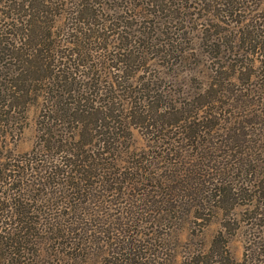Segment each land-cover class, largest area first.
I'll use <instances>...</instances> for the list:
<instances>
[{
  "label": "trees",
  "instance_id": "trees-1",
  "mask_svg": "<svg viewBox=\"0 0 264 264\" xmlns=\"http://www.w3.org/2000/svg\"><path fill=\"white\" fill-rule=\"evenodd\" d=\"M3 1L6 15L0 28V45H4L0 47V108L5 105L2 99L11 102L21 94H29L32 83H45L52 96L36 122L40 143L27 153L0 156V264H101L90 256L96 243L102 246V264H149L144 247L152 249L155 205H166L167 213L172 215L188 197L203 209H222L242 192L258 196L264 204L263 60L256 67L263 80L257 86L259 103L245 124L236 121L237 126L228 128L227 133L224 127H217L221 118L214 111H198L168 122L180 113L178 106L171 105L162 112L155 109L152 122H146L149 116L143 119L142 128L148 130L147 135H152L156 127L168 125L172 131L179 128L189 147L200 149L188 160L176 152L166 166V175L159 174L155 179L152 160L120 166L122 158L115 147L119 143L117 135L130 123L124 121L119 108L110 107L109 102L97 106L87 103L97 91L64 90L60 85L61 76L68 78L62 72L70 73V66L58 62L54 24L49 25L60 0ZM245 1L217 0L216 7L223 8L226 16H233ZM69 3L73 8L68 19L73 24L67 33L78 38L69 42L79 46L83 27L92 24L86 20L96 18L86 14L87 9L100 2ZM146 5L152 7V2ZM148 21L143 19L145 25ZM140 38V48H150L152 41L146 32ZM125 39L123 30L119 31L114 46L107 44L96 58L98 62L92 60V66L99 69V65L103 68L106 61H112L110 68L123 71L129 64L133 42L137 41L125 43ZM240 42L243 46L250 44L245 36ZM263 45L264 42L256 43L254 50ZM259 56L264 58V52ZM27 85L28 89H24ZM110 87L114 88V82ZM229 99L247 102L237 90ZM17 106L20 104H10L9 112ZM213 113L219 116L210 123ZM59 120L73 123L64 132L66 136L73 135L70 145H63V138H58L63 135L58 129ZM4 124L0 121V127ZM221 128L224 134L218 138L221 134L216 133L220 144L216 146L212 133ZM249 128L253 131H245ZM211 147L225 151L209 153ZM172 154L170 150L169 155ZM154 191L156 194L152 195ZM258 215L264 219V207Z\"/></svg>",
  "mask_w": 264,
  "mask_h": 264
},
{
  "label": "rangeland",
  "instance_id": "rangeland-1",
  "mask_svg": "<svg viewBox=\"0 0 264 264\" xmlns=\"http://www.w3.org/2000/svg\"><path fill=\"white\" fill-rule=\"evenodd\" d=\"M69 1L60 0L49 21V25L54 24L57 60L70 66V73L62 72L68 78L61 76L59 83L64 90L97 91L87 103L97 106L109 102L110 107L121 110L124 121L130 123L120 130L119 143L115 144L122 158L121 167L152 160V178L156 179L159 174L166 175V166L176 152L184 160L200 152L199 147L188 146L179 128L172 131L168 125L160 126L147 135L142 122L147 116L146 122H152L155 109L162 112L171 105L178 106L180 113L168 122L193 116L198 111L219 112L220 116L212 114L210 123L219 116L217 127H224L227 133L228 128L237 126L236 121L245 124L258 105L257 86L263 80L258 77L261 70L256 67L260 60L264 63L259 56L264 45L256 50L254 46L264 42V0H246L233 16H226L223 8L216 7L217 0H99V4L87 9L86 14L96 18L86 20L92 24L83 27L79 46L69 42L78 40L67 33L73 24L68 19L73 8ZM148 1L152 7H146ZM4 10V1L0 0V28L6 15ZM144 18L149 19L146 25ZM247 23L253 26H246ZM122 30L127 38L123 40L125 43L137 40L128 53L129 64L123 71L110 68L112 61H106L103 68L93 67L92 60L98 62L100 52L107 44L114 46L117 33ZM144 32L152 41L150 48H140L139 39ZM244 36L250 40L246 46L240 42ZM111 81L114 88L110 87ZM45 86L32 83L29 94H21L11 102L2 99L5 105L0 108V121L5 124L0 127V156L27 153L40 143L36 122L52 96ZM234 90L247 102L230 101ZM12 103L20 107L10 113L8 106ZM71 126L73 123L68 120L65 123L59 120L58 129L63 135L58 138H63V145L74 140L73 135L64 133ZM223 130L215 129L212 133L216 146L220 145L216 133L221 134L220 138ZM224 151L211 147L209 153ZM187 198L172 214L173 218L166 205L152 207V249L144 247L149 264H264V219L258 218L264 207L261 198L242 192V196L222 209L211 206L203 209L197 201ZM142 231L145 233L146 229ZM101 247L94 244L90 256L102 264L105 258L101 256Z\"/></svg>",
  "mask_w": 264,
  "mask_h": 264
}]
</instances>
